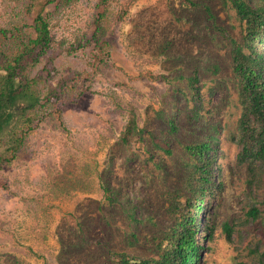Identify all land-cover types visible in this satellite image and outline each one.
Returning <instances> with one entry per match:
<instances>
[{"label":"rangeland","instance_id":"374dc122","mask_svg":"<svg viewBox=\"0 0 264 264\" xmlns=\"http://www.w3.org/2000/svg\"><path fill=\"white\" fill-rule=\"evenodd\" d=\"M41 9L52 42L31 67L40 103L17 151L0 138V264L157 257L168 194L188 193L197 162L186 147L214 138L223 184L201 215L214 226L202 261L257 264L264 160L244 151L232 52L248 51V29L231 0H0V36Z\"/></svg>","mask_w":264,"mask_h":264},{"label":"trees","instance_id":"16d2710c","mask_svg":"<svg viewBox=\"0 0 264 264\" xmlns=\"http://www.w3.org/2000/svg\"><path fill=\"white\" fill-rule=\"evenodd\" d=\"M231 2L248 29V51L238 45L232 52L233 70L238 79L240 101L244 108L240 121L244 131V151L248 156L264 160V50H259L254 45V38H260L259 41L264 43V5L251 7L244 0ZM2 33L0 138L6 137L10 143L9 148L15 152L20 148L27 130L31 128L29 111L39 105L41 99L39 82L36 76L31 75V67L47 53L52 36L44 9L35 15L31 24L16 25L14 29L3 28ZM191 84L196 87L195 78H192ZM52 93L46 94V98L51 99ZM252 120L255 127L247 135ZM170 123L174 128L175 124L172 121ZM136 129L138 126L134 115L124 132V138L127 140L130 132ZM212 141L215 138L186 147L197 162L192 164V173L187 183L188 193L168 194V211L174 222L158 243V256L136 259L120 253L118 264H207L202 261V252L207 245L201 241L202 237L209 240L213 238V217L207 213V219H203L201 215L206 204H210L209 197L218 191L220 193L223 184L221 168L219 174L215 175L219 182L215 184L212 179V169L217 166L213 159L217 151L212 146ZM209 151L212 155H207ZM3 159L0 156V166ZM250 214L255 216L257 210L252 209ZM203 220L205 224L202 227ZM199 231H202V236L198 235ZM257 264H264V256Z\"/></svg>","mask_w":264,"mask_h":264}]
</instances>
